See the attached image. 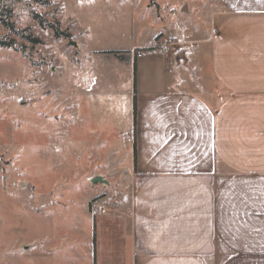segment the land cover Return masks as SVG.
Instances as JSON below:
<instances>
[{"label":"crops","instance_id":"obj_1","mask_svg":"<svg viewBox=\"0 0 264 264\" xmlns=\"http://www.w3.org/2000/svg\"><path fill=\"white\" fill-rule=\"evenodd\" d=\"M210 1L198 43L181 38L174 16L167 35L157 29L148 43L113 52L116 84L109 64L95 63L112 92L132 94L120 116L67 105L96 131L88 150L100 146L108 159L131 148V172L120 165L113 175L117 188H131L132 264H264V0ZM162 45L163 54L142 51ZM90 256L98 264L95 249Z\"/></svg>","mask_w":264,"mask_h":264},{"label":"rangeland","instance_id":"obj_2","mask_svg":"<svg viewBox=\"0 0 264 264\" xmlns=\"http://www.w3.org/2000/svg\"><path fill=\"white\" fill-rule=\"evenodd\" d=\"M205 3L0 0V38L13 40L0 46V264H95L94 249L98 264H132L131 188H117L113 175L120 165L131 172V148L108 159L100 146L88 150L96 131L74 120L67 105L120 116L132 94L112 92L95 63H108L116 84L108 50L148 43L157 29L167 35L174 16L181 38L198 43L199 28L211 20L200 16ZM106 128V147L118 146L113 126ZM104 165L105 181L92 182L91 170Z\"/></svg>","mask_w":264,"mask_h":264},{"label":"trees","instance_id":"obj_3","mask_svg":"<svg viewBox=\"0 0 264 264\" xmlns=\"http://www.w3.org/2000/svg\"><path fill=\"white\" fill-rule=\"evenodd\" d=\"M33 15L35 18H39V14L35 11H33ZM6 25H11V27H13L12 24H8V22H5ZM40 24L41 26L44 27V22H41L40 21ZM33 41H39L38 38H32ZM12 42L13 40L11 38L9 39H3V38H0V46H11L12 45ZM149 49H152V47H144L142 48V50H149ZM112 52L114 53H119L118 50H111ZM136 107H137V104H136V96L135 94L133 95V112H134V119H135V114H136ZM133 157H134V166L136 165V147H135V143H134V152H133ZM93 242L95 243V235H93Z\"/></svg>","mask_w":264,"mask_h":264},{"label":"built area","instance_id":"obj_4","mask_svg":"<svg viewBox=\"0 0 264 264\" xmlns=\"http://www.w3.org/2000/svg\"><path fill=\"white\" fill-rule=\"evenodd\" d=\"M146 52H149V53H156V54H163L165 53V47L164 45L162 46H156V47H153L152 49H149V50H144Z\"/></svg>","mask_w":264,"mask_h":264},{"label":"water","instance_id":"obj_5","mask_svg":"<svg viewBox=\"0 0 264 264\" xmlns=\"http://www.w3.org/2000/svg\"><path fill=\"white\" fill-rule=\"evenodd\" d=\"M71 42L72 43H75V41L74 40H71ZM92 182H96V181H105L100 175H96V176H94L92 179Z\"/></svg>","mask_w":264,"mask_h":264}]
</instances>
